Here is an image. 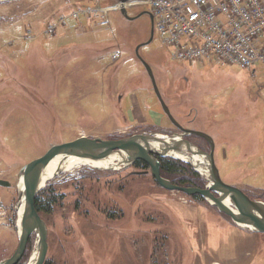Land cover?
<instances>
[{"label": "rangeland", "instance_id": "rangeland-1", "mask_svg": "<svg viewBox=\"0 0 264 264\" xmlns=\"http://www.w3.org/2000/svg\"><path fill=\"white\" fill-rule=\"evenodd\" d=\"M85 1L0 0V179L11 183L0 186V261L19 244V173L26 164L82 136L181 131L137 55L151 39L149 15L139 16L150 8L143 0ZM118 4L139 17L127 19ZM88 7L115 10L101 18L81 13L92 20L87 26L72 14ZM169 51L155 31L140 55L172 114L184 128L214 138L226 183L264 201V65L182 63ZM186 138L209 152L204 139ZM135 164H82L48 181L57 199L41 213L48 226L44 264H264V233L238 227L204 198L163 188L151 173H137L150 171L149 164ZM30 239L20 264L35 253L37 236Z\"/></svg>", "mask_w": 264, "mask_h": 264}, {"label": "water", "instance_id": "water-1", "mask_svg": "<svg viewBox=\"0 0 264 264\" xmlns=\"http://www.w3.org/2000/svg\"><path fill=\"white\" fill-rule=\"evenodd\" d=\"M131 1L122 0L121 2ZM121 13L129 20L137 19L144 14L149 15L152 22L151 39L137 47V55L145 65L164 113L181 132L173 135L135 134L120 139L82 136L71 142L53 145L43 156L26 164L19 173L23 184L17 207L18 229V223H20L19 244L13 255L0 261V264H20L33 235L37 236V248L28 264L45 263L49 248L48 226L36 208V197L47 186L48 181L56 176L47 181L44 179L47 167L57 157H60V163L66 162L70 158H77L84 161V165L93 168H107L108 165H102L107 160H110V163L118 160L117 167H129L134 165L137 160H142L149 164L151 169L150 171L137 172L138 174L151 173L157 183L167 190H178L190 196L200 195L221 213L228 216L238 227L247 228L254 233H264V201L252 199L241 188L228 184L222 179L215 160L214 138L206 132L184 128L179 124L161 94L152 67L140 55V48L154 39L153 13L150 10H145L137 17H129L126 7L122 8ZM187 136L204 139L209 144L210 151L206 152L193 146L186 140ZM194 152L204 157L205 161L196 163L191 157L186 158V155H195ZM158 157H170L190 164L200 174L205 175L203 177L206 178L207 185L205 188L182 187L172 183L162 176L161 161ZM0 186L11 187V183L0 179ZM21 209L22 214L19 215Z\"/></svg>", "mask_w": 264, "mask_h": 264}, {"label": "built area", "instance_id": "built-area-1", "mask_svg": "<svg viewBox=\"0 0 264 264\" xmlns=\"http://www.w3.org/2000/svg\"><path fill=\"white\" fill-rule=\"evenodd\" d=\"M140 3L150 8L155 31L170 46L169 53L175 61L193 64L208 59L222 66L245 69L264 65V0H143ZM121 6L118 4L116 8L120 10ZM110 10L115 7H88L72 15L76 13L75 18L80 19L85 12L88 17L101 18L100 12ZM68 18L63 17L61 23L65 24ZM49 28L55 30L53 26Z\"/></svg>", "mask_w": 264, "mask_h": 264}, {"label": "trees", "instance_id": "trees-1", "mask_svg": "<svg viewBox=\"0 0 264 264\" xmlns=\"http://www.w3.org/2000/svg\"><path fill=\"white\" fill-rule=\"evenodd\" d=\"M159 160L161 161V173L163 177L169 179L172 183L178 186L201 188L198 183L202 175L198 171H196L190 164L183 162L182 160L170 157L159 158ZM135 165L142 169L149 168L147 163L144 161H137ZM186 174H189V176H185ZM47 189L48 188H44L36 197V208L40 214L44 211L50 212L53 202L57 199L56 196L50 194V189ZM194 196L200 199L203 198L200 195Z\"/></svg>", "mask_w": 264, "mask_h": 264}, {"label": "bare ground", "instance_id": "bare-ground-1", "mask_svg": "<svg viewBox=\"0 0 264 264\" xmlns=\"http://www.w3.org/2000/svg\"><path fill=\"white\" fill-rule=\"evenodd\" d=\"M124 4H122L123 6ZM124 7V6H123ZM209 61H213L217 64H220L218 61L216 60H209ZM229 66V65H228ZM216 150V148H215ZM194 154H190V155H186V158L188 157H191L192 160L194 162H203L205 161L204 160V157H202L201 155H199L198 153L194 152ZM60 157H57L56 159L52 160V162L49 164V166L47 167L46 169V173H45V177L44 179L47 181L48 179H51L53 178L55 175H58L61 171H69L71 169H74V167H78L80 165H84V161L80 160V159H77V158H70L68 159L66 162H62L60 163ZM114 160V159H113ZM118 160H115L114 162L110 163V160H107L105 162L102 163V165H108L107 168H115L117 167ZM124 165V164H123ZM121 166V165H120ZM218 167V166H217ZM219 169V167H218ZM220 171V169H219ZM202 175V174H201ZM202 176H205V175H202ZM19 190H23V184L20 180V185H19ZM228 203V202H227ZM23 208V207H22ZM22 214V209L20 210L19 212V215ZM19 224V231H20V223ZM48 240V239H47ZM48 254V253H47Z\"/></svg>", "mask_w": 264, "mask_h": 264}, {"label": "crops", "instance_id": "crops-1", "mask_svg": "<svg viewBox=\"0 0 264 264\" xmlns=\"http://www.w3.org/2000/svg\"><path fill=\"white\" fill-rule=\"evenodd\" d=\"M87 1V3L86 4H88L89 2H90V0H86ZM85 1V2H86ZM80 4V3H79ZM63 9H64V7H62L61 8V10L60 11H63ZM79 21H83L85 24H87V26H89V24H90V22L92 21L91 19L89 20V19H85V18H81V19H79ZM73 23H77V22H73ZM63 29H65V28H63ZM79 28H77V30H78ZM79 30H81V28L79 29ZM210 63L211 64H213V61H210ZM213 66V65H212ZM135 104V100H134V103L132 104V106Z\"/></svg>", "mask_w": 264, "mask_h": 264}, {"label": "flooded vegetation", "instance_id": "flooded-vegetation-1", "mask_svg": "<svg viewBox=\"0 0 264 264\" xmlns=\"http://www.w3.org/2000/svg\"><path fill=\"white\" fill-rule=\"evenodd\" d=\"M132 4H133V3H132ZM178 131H179V130H178ZM179 132H181V131H179ZM175 133H178V132H175ZM175 133H174V132H170L171 135H173V134H175ZM186 139H188V138H186ZM203 150H205V149H203ZM206 151H207V150H206ZM209 151H210V150H209ZM137 161H141V160H137ZM137 161H136V162H137ZM121 167H122V166H121ZM123 168H124V167H123ZM206 185H207V184H206Z\"/></svg>", "mask_w": 264, "mask_h": 264}]
</instances>
